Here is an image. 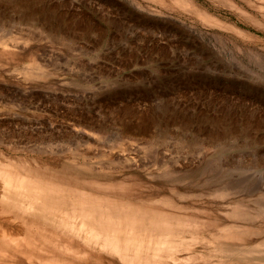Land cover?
I'll use <instances>...</instances> for the list:
<instances>
[{
	"label": "rangeland",
	"instance_id": "rangeland-1",
	"mask_svg": "<svg viewBox=\"0 0 264 264\" xmlns=\"http://www.w3.org/2000/svg\"><path fill=\"white\" fill-rule=\"evenodd\" d=\"M262 251L264 0H0V264Z\"/></svg>",
	"mask_w": 264,
	"mask_h": 264
},
{
	"label": "bare ground",
	"instance_id": "bare-ground-1",
	"mask_svg": "<svg viewBox=\"0 0 264 264\" xmlns=\"http://www.w3.org/2000/svg\"><path fill=\"white\" fill-rule=\"evenodd\" d=\"M186 0H184L185 2ZM37 214L40 215V217H44V216H47L48 218H50V216L53 217V213H56L55 210H51V208L49 207L48 205V201L46 202H43V204L39 205V207H37ZM57 216V215H55ZM64 221H69L70 223V218L69 217H60V219H58V222L62 223ZM72 224V223H70ZM71 227V225H70ZM107 240L106 239H101V242L104 244V245H110L111 243L109 242H106ZM257 260H259L260 262L261 261H264V251L260 252V255L258 254L256 257H255Z\"/></svg>",
	"mask_w": 264,
	"mask_h": 264
}]
</instances>
